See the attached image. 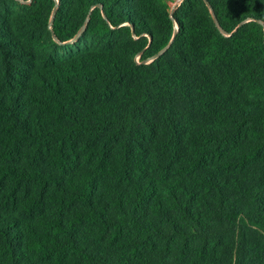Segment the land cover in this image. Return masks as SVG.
<instances>
[{
	"label": "trees",
	"instance_id": "1",
	"mask_svg": "<svg viewBox=\"0 0 264 264\" xmlns=\"http://www.w3.org/2000/svg\"><path fill=\"white\" fill-rule=\"evenodd\" d=\"M0 264H264V0H0Z\"/></svg>",
	"mask_w": 264,
	"mask_h": 264
},
{
	"label": "water",
	"instance_id": "2",
	"mask_svg": "<svg viewBox=\"0 0 264 264\" xmlns=\"http://www.w3.org/2000/svg\"><path fill=\"white\" fill-rule=\"evenodd\" d=\"M210 12H211V14H212V16H213V19H214V21H215L216 26L219 28V24H218V22H217V19H216L214 13H213V10L210 9ZM219 29H220V28H219ZM81 32H82V30L80 31V33H81ZM80 33H79V34H80ZM77 37H78V35L75 36V38H74L72 41H75V40L77 39ZM163 51H164V50H163ZM163 51H161L160 53L156 54V55L153 57V59L159 57V56L163 53ZM153 59H152V60H153Z\"/></svg>",
	"mask_w": 264,
	"mask_h": 264
},
{
	"label": "rangeland",
	"instance_id": "3",
	"mask_svg": "<svg viewBox=\"0 0 264 264\" xmlns=\"http://www.w3.org/2000/svg\"><path fill=\"white\" fill-rule=\"evenodd\" d=\"M178 4L179 3H172L171 4V12H173L176 9V7L178 6Z\"/></svg>",
	"mask_w": 264,
	"mask_h": 264
}]
</instances>
